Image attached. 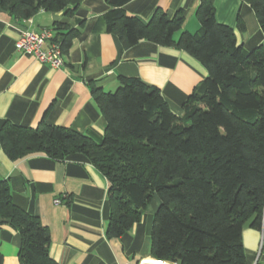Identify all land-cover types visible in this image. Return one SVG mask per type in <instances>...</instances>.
Here are the masks:
<instances>
[{
  "label": "trees",
  "instance_id": "obj_1",
  "mask_svg": "<svg viewBox=\"0 0 264 264\" xmlns=\"http://www.w3.org/2000/svg\"><path fill=\"white\" fill-rule=\"evenodd\" d=\"M74 0H0L15 20L38 11L71 18ZM129 0H106L105 30L123 49L144 39L173 46L197 60L205 78L175 114L159 89L138 77L118 76L113 92L90 84L105 122L100 140L41 121L35 127L4 122L0 145L11 160L43 154L62 161L84 154L106 178L107 238L138 222L153 196L150 256L175 264H247L241 233L246 223L264 232V45L246 50L214 7L201 0L199 30L181 31L183 15L156 9L144 21L127 15ZM264 33V0H244ZM81 24V21H78ZM50 41L65 55L80 29L56 20ZM179 36L175 38V34ZM0 219L20 238V264H57L49 256L50 234L39 217L16 206L0 180ZM0 264L2 255L0 253Z\"/></svg>",
  "mask_w": 264,
  "mask_h": 264
},
{
  "label": "crops",
  "instance_id": "obj_2",
  "mask_svg": "<svg viewBox=\"0 0 264 264\" xmlns=\"http://www.w3.org/2000/svg\"><path fill=\"white\" fill-rule=\"evenodd\" d=\"M207 1L214 7L216 21L230 26L246 50L264 45V33L247 2ZM73 2L76 9L68 19L62 11L40 10L24 20L0 11V126L10 122L35 127L44 121L100 140L105 122L90 84L111 92L118 76L138 77L156 86L170 109L181 114L183 101L206 76L201 64L183 50L144 39L123 49L118 38L105 30L103 16L110 9L106 0ZM200 2L129 0L123 10L144 21L156 9L169 18L181 12V31L194 33L200 27L195 14ZM56 20L80 29L61 67L52 68L16 50L22 30L50 29ZM0 180H7L13 203L39 217L48 228L49 256L57 264H175L153 259L149 253L153 215L159 204L156 196L130 230L118 238L105 236L108 183L84 154L74 153L62 161L43 154L11 160L0 145ZM241 239L246 263L264 264V232L246 223ZM19 242L18 233L6 221L1 223L2 264H20Z\"/></svg>",
  "mask_w": 264,
  "mask_h": 264
},
{
  "label": "built area",
  "instance_id": "obj_3",
  "mask_svg": "<svg viewBox=\"0 0 264 264\" xmlns=\"http://www.w3.org/2000/svg\"><path fill=\"white\" fill-rule=\"evenodd\" d=\"M52 32L48 28H43L39 32L32 30H22L15 42L18 52L29 55L42 64L52 68H59L63 65V53L57 43L51 42ZM58 204L59 199H54ZM144 262V261H143ZM139 262L138 264H144Z\"/></svg>",
  "mask_w": 264,
  "mask_h": 264
},
{
  "label": "rangeland",
  "instance_id": "obj_4",
  "mask_svg": "<svg viewBox=\"0 0 264 264\" xmlns=\"http://www.w3.org/2000/svg\"><path fill=\"white\" fill-rule=\"evenodd\" d=\"M113 91H114V89L111 92H113Z\"/></svg>",
  "mask_w": 264,
  "mask_h": 264
}]
</instances>
